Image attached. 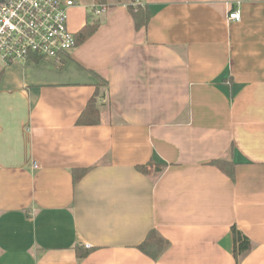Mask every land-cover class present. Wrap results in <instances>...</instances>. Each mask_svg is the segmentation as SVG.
Here are the masks:
<instances>
[{"label":"crops","instance_id":"crops-1","mask_svg":"<svg viewBox=\"0 0 264 264\" xmlns=\"http://www.w3.org/2000/svg\"><path fill=\"white\" fill-rule=\"evenodd\" d=\"M76 2L68 28L93 33L0 65V264H264V0Z\"/></svg>","mask_w":264,"mask_h":264},{"label":"built area","instance_id":"built-area-1","mask_svg":"<svg viewBox=\"0 0 264 264\" xmlns=\"http://www.w3.org/2000/svg\"><path fill=\"white\" fill-rule=\"evenodd\" d=\"M76 0H4L0 3V65L41 57L58 60L75 47V33L68 28V9ZM141 4L134 1L133 5ZM106 5L93 8L99 15ZM240 11L229 10L226 19L239 21ZM34 168L38 165L32 162Z\"/></svg>","mask_w":264,"mask_h":264},{"label":"trees","instance_id":"trees-1","mask_svg":"<svg viewBox=\"0 0 264 264\" xmlns=\"http://www.w3.org/2000/svg\"><path fill=\"white\" fill-rule=\"evenodd\" d=\"M107 0H95L96 5L103 4L105 5ZM128 9L130 13H132L134 26L137 29H140L141 27H145L150 19V12L148 11L147 7L142 4H137L136 6L128 5ZM97 26V22H93L92 24L85 25L82 27V30L78 33V35L75 36L76 42L78 40H82V38L87 37L91 33L95 31V28ZM102 82L104 85H106V79H102ZM210 165H213L217 167L219 170H221L223 173L227 174L231 179L234 178L233 173V164L229 160L226 159H212L209 162ZM156 164L153 162H146L145 164H139L136 165L135 168L138 172H140L143 175H146L150 172L151 168H154ZM158 167L155 166L154 169H157ZM89 168H83V167H76L72 168L71 170V178L73 184H76L82 176L87 172ZM231 232H233V247H234V258H237L238 255H241L247 251L250 250L251 246L249 244L248 238L240 232L237 228L232 226ZM167 240L162 238L159 234H157L156 230L154 228H151L146 233V237L142 242H140L137 245V249L140 250L143 254H145L147 257H151L152 259H157L163 252V248L167 245ZM78 252L79 257H84L88 252L80 253Z\"/></svg>","mask_w":264,"mask_h":264},{"label":"water","instance_id":"water-1","mask_svg":"<svg viewBox=\"0 0 264 264\" xmlns=\"http://www.w3.org/2000/svg\"><path fill=\"white\" fill-rule=\"evenodd\" d=\"M4 0H0V3H2Z\"/></svg>","mask_w":264,"mask_h":264}]
</instances>
